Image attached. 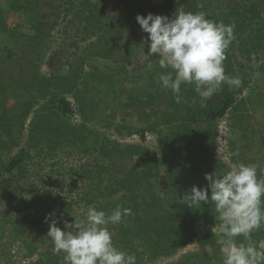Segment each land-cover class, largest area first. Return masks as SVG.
Listing matches in <instances>:
<instances>
[{
  "label": "trees",
  "instance_id": "trees-1",
  "mask_svg": "<svg viewBox=\"0 0 264 264\" xmlns=\"http://www.w3.org/2000/svg\"><path fill=\"white\" fill-rule=\"evenodd\" d=\"M154 1L118 0L120 12L113 13L74 9V0H0V197L13 212L0 222L8 226L9 246L32 264H58L60 254L38 250V243L53 246L51 220L65 230L80 204L81 216L89 206L109 215L117 206L131 209L108 227L114 245L135 255L136 264L169 256L192 242L194 229L202 230L198 250L180 264H223L214 203L189 207L179 200L193 186L210 196L205 175L231 170L213 139L227 114L235 164L257 165L264 179V0ZM178 8L235 25L224 67L239 87L224 84L205 101L195 84H182L179 104L161 89L158 74L173 70L161 68L154 54L144 59L149 47L140 44L136 17L171 19ZM13 13L26 19L9 26ZM65 47L75 51L65 56ZM41 64L56 70L42 75ZM148 134L156 151L145 145ZM133 137L139 142H123ZM16 180L29 183L14 186ZM252 241L264 250V227Z\"/></svg>",
  "mask_w": 264,
  "mask_h": 264
},
{
  "label": "clouds",
  "instance_id": "clouds-1",
  "mask_svg": "<svg viewBox=\"0 0 264 264\" xmlns=\"http://www.w3.org/2000/svg\"><path fill=\"white\" fill-rule=\"evenodd\" d=\"M206 15L178 8L171 19L153 14L136 17L141 30L148 34V54H158L162 57L160 67L173 70L159 73L157 83L161 89L170 90L178 104L183 101L182 84H195V91L205 101L224 84H241L238 77L228 76L224 67L226 51L235 40V25L214 22ZM204 178L209 181L210 196L207 189L193 186L179 202L189 207L207 204L209 199L214 203L219 221L216 242L223 264H264V250L252 241V233L264 227V179L258 178L257 165L239 163L221 176L214 173ZM53 215L49 213L46 220ZM130 215L131 209L119 206L110 215L89 206L82 216H73L72 223L65 221L63 231L52 219L47 236L66 264H136L135 255L114 245L108 227ZM237 237L243 240L238 242Z\"/></svg>",
  "mask_w": 264,
  "mask_h": 264
},
{
  "label": "rangeland",
  "instance_id": "rangeland-1",
  "mask_svg": "<svg viewBox=\"0 0 264 264\" xmlns=\"http://www.w3.org/2000/svg\"><path fill=\"white\" fill-rule=\"evenodd\" d=\"M81 2H82L81 0H74V3H73L74 9H76V8L82 9V7H83V8H89L90 10H101V11H103L105 9H109L113 13H119L120 12V10H118V8H117L118 0H86V2L85 1L83 2L82 7L79 5ZM153 2L155 3L154 0H153ZM64 15L61 16L59 19L58 27H60V29H61L62 25L65 24L63 21H65V19L68 17V15L67 16H64ZM25 19H26V17H24L20 14H14L13 13V14H9L7 16V23L9 26H14V25H18V23L24 22L23 20H25ZM25 30L29 31L28 25L25 26ZM136 31H137V35L141 41L140 44H142V41H143L149 47L150 41L148 40V34L143 32L141 30L140 26L136 27ZM56 40L61 41L60 38H57ZM55 45H56V43L53 44V46H55ZM65 48L67 49V47H65ZM74 51L75 50L67 49V51L65 52V56L70 55ZM149 56L150 55L148 53H146L144 59H147V57H149ZM154 56L157 57V60H159V61L162 58V57H159L158 54H154ZM154 56L152 54L150 58H154ZM65 60H66L65 58L62 59V62H65ZM262 62L263 61H257V63H256V61L253 60V64H260ZM138 63L139 64L142 63V57L140 58ZM61 67H65V64L61 63ZM54 70H56L55 67L50 68L49 66H47L45 64H41L39 66V71H40V74H42V75H47L48 72L54 71ZM246 93H247V91L244 90L242 92V96L246 95ZM10 103H11V101L9 102V104ZM71 103L74 106V102L72 100H71ZM229 118H230V114H227L223 119H221L218 122V124L214 128L215 134H214L213 139H214L215 152H216V155H217L220 163L231 169L232 166H234L236 164L234 162L232 150L230 148V139H229V132H228ZM76 120H77L76 117L73 118V121H76ZM123 142L128 143V144H136L139 142V140L137 137H133V138L126 140V141H123ZM145 145L148 148H150L151 150L156 151L157 142H156L155 136L151 135V134L146 135ZM31 179L32 178L30 177L29 181H31ZM29 181L20 180L18 182L16 180L14 186L17 185V186L23 187L24 185H27L29 183ZM38 189H39L38 191H40L41 187H39ZM0 207H1L0 208V221L2 222V219L4 218L6 211L12 212V210L10 208H8V206L6 205V197H0ZM81 207H82V204H80V207H78L77 210L75 211V213L77 215L81 214V212H82ZM1 222H0V231L3 233V237L0 239V247L9 248L11 238L9 235L8 226L7 225L2 226ZM217 228H218V226L215 227V230ZM201 232H202V230H200V229H194V231L192 232V242H190L186 245L180 246L177 250H174L173 253H171L169 256L159 259L155 264H180V263L184 262V260L186 259V257L188 255H190V254H192L198 250V246L196 245L195 241L199 237V234ZM31 233H33V231H31ZM41 249L43 251H47V250L48 251H54L53 246L50 244V242H48V243L39 242L38 243V250H41ZM262 249H264V248H262ZM26 257H28V256H26ZM59 257H60V260H59L58 264H64L63 255L60 254Z\"/></svg>",
  "mask_w": 264,
  "mask_h": 264
},
{
  "label": "built area",
  "instance_id": "built-area-1",
  "mask_svg": "<svg viewBox=\"0 0 264 264\" xmlns=\"http://www.w3.org/2000/svg\"><path fill=\"white\" fill-rule=\"evenodd\" d=\"M0 264H31L29 259L19 253L16 248L0 247Z\"/></svg>",
  "mask_w": 264,
  "mask_h": 264
}]
</instances>
